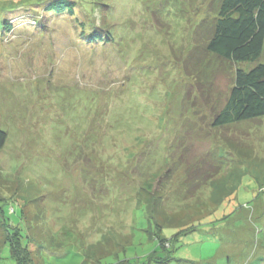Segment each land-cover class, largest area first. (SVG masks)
<instances>
[{
	"label": "rangeland",
	"instance_id": "374dc122",
	"mask_svg": "<svg viewBox=\"0 0 264 264\" xmlns=\"http://www.w3.org/2000/svg\"><path fill=\"white\" fill-rule=\"evenodd\" d=\"M75 1L0 0V264H264V117L212 125L255 65L206 51L221 0ZM232 142L207 205L154 217L158 176Z\"/></svg>",
	"mask_w": 264,
	"mask_h": 264
},
{
	"label": "trees",
	"instance_id": "16d2710c",
	"mask_svg": "<svg viewBox=\"0 0 264 264\" xmlns=\"http://www.w3.org/2000/svg\"><path fill=\"white\" fill-rule=\"evenodd\" d=\"M76 5L75 0H48L46 10L73 14ZM12 26L9 19H4L3 33L12 31ZM263 49L264 0H221L206 51L221 60L236 64L253 62L255 65L249 69L237 68L229 96L213 117L214 127L222 128L264 117V62L259 61ZM7 139L8 133L0 128V154ZM228 146L231 151L227 149L224 156L217 158L218 164H210L208 169H203L199 164L189 165L186 177L178 182V188L172 189L175 176L171 167L158 176L152 193L151 212L154 217L161 216L164 223L177 224L186 219L188 206L196 207V202L207 205L203 199H198L200 191L215 183L223 168L237 166L235 150L240 149L234 142ZM162 244L166 246L169 242Z\"/></svg>",
	"mask_w": 264,
	"mask_h": 264
}]
</instances>
